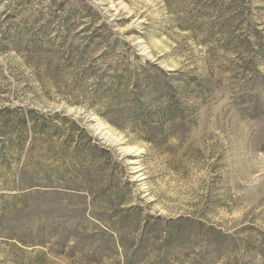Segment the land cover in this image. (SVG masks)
<instances>
[{"label": "rangeland", "instance_id": "1", "mask_svg": "<svg viewBox=\"0 0 264 264\" xmlns=\"http://www.w3.org/2000/svg\"><path fill=\"white\" fill-rule=\"evenodd\" d=\"M0 264H264V0H0Z\"/></svg>", "mask_w": 264, "mask_h": 264}, {"label": "trees", "instance_id": "2", "mask_svg": "<svg viewBox=\"0 0 264 264\" xmlns=\"http://www.w3.org/2000/svg\"><path fill=\"white\" fill-rule=\"evenodd\" d=\"M89 46L90 43L84 45L85 53ZM38 50L39 49L34 48L30 51V54L26 56L28 58L36 57L38 60L35 59V62H48L49 65L53 63L55 55L51 54L47 57V55ZM65 54L67 57L66 62L73 64V52L70 51L69 53L67 51ZM121 67L122 65H117L113 69V72H115L116 75L109 77L110 83L108 88L110 87V89L107 88L108 91L114 89L116 94L114 100L117 102V106H119L120 109H114L110 106L112 109L110 107L108 108L109 113L113 111L115 116L133 115L134 118L140 120V123H143L142 130L149 137L146 139V142L153 145L164 143L163 139H158V137H161L163 134L166 117H174L179 112V105L175 100L176 96L172 91V85L168 83L165 85L157 84L153 87L147 88L141 81L135 80L137 77L136 75L128 73V68L121 69ZM142 88L150 92H147ZM161 93L165 95V101L163 105H157L153 96ZM102 116L111 126L119 130L123 127L120 121H110V119H106L104 115ZM91 148L92 151H98L101 155L109 154V151L104 148H97L96 146H91Z\"/></svg>", "mask_w": 264, "mask_h": 264}]
</instances>
